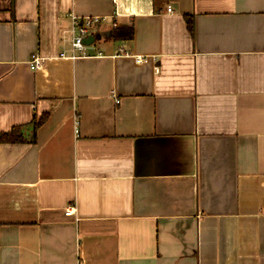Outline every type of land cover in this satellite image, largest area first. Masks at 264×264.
I'll return each instance as SVG.
<instances>
[{"label":"crops","instance_id":"crops-1","mask_svg":"<svg viewBox=\"0 0 264 264\" xmlns=\"http://www.w3.org/2000/svg\"><path fill=\"white\" fill-rule=\"evenodd\" d=\"M73 14L102 19L89 56ZM17 126L0 264H264V0H0Z\"/></svg>","mask_w":264,"mask_h":264},{"label":"built area","instance_id":"built-area-1","mask_svg":"<svg viewBox=\"0 0 264 264\" xmlns=\"http://www.w3.org/2000/svg\"><path fill=\"white\" fill-rule=\"evenodd\" d=\"M172 7L169 6L168 11H171ZM71 20H73V25L69 30L71 36V47L73 54L71 55L72 58L77 56H89V52L87 51L89 47L92 45H87L85 43V38L88 37L90 34H93V29L101 23L102 19L96 16H89V17H80L75 14L71 16ZM117 24L114 23V27ZM128 53V52H126ZM62 56H66L65 53H62ZM46 61L45 56H40L37 53H33L30 59V67L34 70H38L43 67ZM138 61H143V57H138ZM78 130L76 129V132ZM66 214L72 215L73 208L67 207L65 209Z\"/></svg>","mask_w":264,"mask_h":264},{"label":"trees","instance_id":"trees-1","mask_svg":"<svg viewBox=\"0 0 264 264\" xmlns=\"http://www.w3.org/2000/svg\"><path fill=\"white\" fill-rule=\"evenodd\" d=\"M13 3V0H12ZM111 38L115 40H122V39H132L134 37L133 34V27L131 25H122V27H118L112 30ZM48 118V113H44L40 119L34 120V126L39 127L44 124V121ZM21 127L17 126L12 129L11 132L0 133V141L6 142H23L24 138L21 133H19ZM18 132L19 134H16Z\"/></svg>","mask_w":264,"mask_h":264},{"label":"water","instance_id":"water-1","mask_svg":"<svg viewBox=\"0 0 264 264\" xmlns=\"http://www.w3.org/2000/svg\"><path fill=\"white\" fill-rule=\"evenodd\" d=\"M95 40H96V35L95 34H90L88 37L85 38V43L87 45H90Z\"/></svg>","mask_w":264,"mask_h":264}]
</instances>
